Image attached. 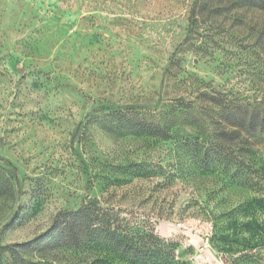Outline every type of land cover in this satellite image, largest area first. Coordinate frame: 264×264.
<instances>
[{"label": "rangeland", "instance_id": "rangeland-1", "mask_svg": "<svg viewBox=\"0 0 264 264\" xmlns=\"http://www.w3.org/2000/svg\"><path fill=\"white\" fill-rule=\"evenodd\" d=\"M262 30L241 0H0V264H264V181L234 177L217 103L264 105ZM86 202L154 255L19 248Z\"/></svg>", "mask_w": 264, "mask_h": 264}, {"label": "trees", "instance_id": "trees-1", "mask_svg": "<svg viewBox=\"0 0 264 264\" xmlns=\"http://www.w3.org/2000/svg\"><path fill=\"white\" fill-rule=\"evenodd\" d=\"M241 1L246 6L264 9V0ZM259 38L264 39V30L260 32ZM217 103L220 106L221 103H226L225 105L222 104L221 107L219 106L223 108L221 109V118L226 124V128H222L220 136H225V139L231 143L239 140L242 144L244 156L241 159L232 158L228 162L230 166L235 167L233 169L236 173L234 177L239 181L238 166H242L249 171L254 170L253 168L256 167L255 169L264 181V159L258 158L254 149L257 145L254 138L259 141V136L264 135V105L250 108L241 105L235 106L227 100L225 102L217 101ZM132 122V131L141 136L146 134L158 138H167L174 128L173 124L166 122L165 119L161 120L159 124L145 121L142 123L134 120ZM240 134L241 136H239ZM204 167L205 169L209 168L206 164ZM51 230L39 235L30 242L20 245L19 248H38L45 241L55 243L61 240L68 247L75 249H85L90 246L102 250L103 247L118 254L121 258L127 257L131 263L153 254L150 247L139 246V240L142 239L143 235L141 236L137 232L135 225L125 228L120 227L117 220L109 216L106 210L91 202H86L85 206L77 211L66 213L60 223Z\"/></svg>", "mask_w": 264, "mask_h": 264}]
</instances>
